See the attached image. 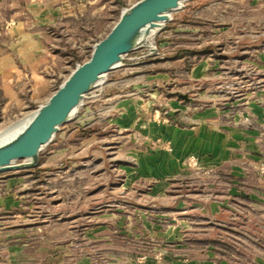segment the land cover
<instances>
[{"label": "rangeland", "instance_id": "obj_1", "mask_svg": "<svg viewBox=\"0 0 264 264\" xmlns=\"http://www.w3.org/2000/svg\"><path fill=\"white\" fill-rule=\"evenodd\" d=\"M98 20L57 31L71 57L35 79L0 71V129L89 57ZM78 109L36 167L0 172V264H264V0H185Z\"/></svg>", "mask_w": 264, "mask_h": 264}, {"label": "water", "instance_id": "obj_2", "mask_svg": "<svg viewBox=\"0 0 264 264\" xmlns=\"http://www.w3.org/2000/svg\"><path fill=\"white\" fill-rule=\"evenodd\" d=\"M184 1L135 0L123 7L112 27L93 43L89 57L77 63L44 102L0 129L17 123L0 136V172L36 167L41 150L75 116L85 95L104 81L107 72L122 65L126 54L162 28ZM179 97L191 100L188 94Z\"/></svg>", "mask_w": 264, "mask_h": 264}, {"label": "crops", "instance_id": "obj_3", "mask_svg": "<svg viewBox=\"0 0 264 264\" xmlns=\"http://www.w3.org/2000/svg\"><path fill=\"white\" fill-rule=\"evenodd\" d=\"M9 2L10 6L18 9L20 7L22 14L21 18L17 16L12 18L9 32L14 40L8 47V53L0 55V71L9 85L17 78L39 76L37 74L40 70L48 72L60 59L59 52H68L67 57H71L69 55L71 50H65L66 45L61 44L60 38L56 37L57 31L76 34V31H80L76 20L86 16L99 18L98 24L83 29L86 35L85 44H88L91 39L89 31L97 33L99 38L103 36L100 34H105L112 27L108 20L110 11L115 12L122 8L119 0H113L114 5L111 8L108 0H9ZM51 45H57V48L54 50ZM51 79H40L41 87L34 92L36 95L32 92L31 97L40 98L46 94Z\"/></svg>", "mask_w": 264, "mask_h": 264}, {"label": "bare ground", "instance_id": "obj_4", "mask_svg": "<svg viewBox=\"0 0 264 264\" xmlns=\"http://www.w3.org/2000/svg\"><path fill=\"white\" fill-rule=\"evenodd\" d=\"M17 123H15V125H16ZM15 125H13V126H11V127H7L5 130H2V131H0V136L2 135V134H4V133H6L7 131H9V130H11V129H13V127H15Z\"/></svg>", "mask_w": 264, "mask_h": 264}, {"label": "built area", "instance_id": "obj_5", "mask_svg": "<svg viewBox=\"0 0 264 264\" xmlns=\"http://www.w3.org/2000/svg\"><path fill=\"white\" fill-rule=\"evenodd\" d=\"M122 8H123V7H122ZM122 8H121V9H122ZM120 11H121V10H120ZM76 64H77V63H76Z\"/></svg>", "mask_w": 264, "mask_h": 264}]
</instances>
